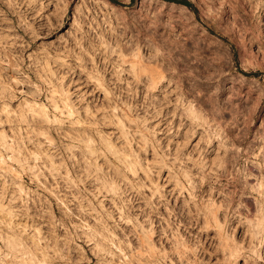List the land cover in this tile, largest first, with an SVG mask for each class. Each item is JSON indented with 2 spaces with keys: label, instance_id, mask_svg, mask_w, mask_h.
I'll return each mask as SVG.
<instances>
[{
  "label": "clouds",
  "instance_id": "9594fccd",
  "mask_svg": "<svg viewBox=\"0 0 264 264\" xmlns=\"http://www.w3.org/2000/svg\"><path fill=\"white\" fill-rule=\"evenodd\" d=\"M131 2L0 0V264H264V73L221 100L243 71L186 44L203 22ZM225 4L256 28L264 0H205V28Z\"/></svg>",
  "mask_w": 264,
  "mask_h": 264
},
{
  "label": "rangeland",
  "instance_id": "374dc122",
  "mask_svg": "<svg viewBox=\"0 0 264 264\" xmlns=\"http://www.w3.org/2000/svg\"><path fill=\"white\" fill-rule=\"evenodd\" d=\"M192 7H179L178 4L172 2L170 3L171 12H167V7H165L160 13L163 15L167 12L168 23H171V17L174 13H179V20L185 24L190 21H195L199 19L203 23H193L190 28L184 29L186 35V44H199L200 40L196 38V30H200V36L205 37L208 36L209 33H212L209 38V47L213 45L223 48L227 55L222 57L221 59L226 60L229 64L235 60V67L237 69H241L243 71V75L239 77L238 82H231L227 79L228 73L222 72L219 77L216 78L214 84V91L219 95L221 100L224 99H234L239 97L244 92L250 91L246 81L245 76L255 77L259 76L261 73H264V4H261L259 7L252 10L251 14L255 17L253 23L256 25L255 29H249L248 34L245 35L236 31V16L234 15V9L231 4H225L219 6V11L215 16L212 17L214 22L213 24H208L205 28L204 24L207 23V13L204 9L205 0H188ZM110 3L113 5L119 4L120 0H110ZM193 4L196 7H193ZM138 5V0H132L131 7H136ZM74 6V5H73ZM3 7V5H0ZM191 9V11L189 10ZM115 11H126L125 8H117ZM49 12L53 11V8H49ZM193 12H196V16H193ZM69 17L72 15V7L68 9ZM15 20V17H11ZM231 21V23H229ZM52 23L59 27V24L55 18H53ZM69 24H64L62 28H60V32L67 31ZM163 32V29H161ZM188 33H192V35H188ZM23 35V33H20ZM25 39H29L25 37ZM55 37L52 32H48L43 35L41 39L37 40L35 43L31 44L29 48V53L36 50L38 46H42L45 44L54 43ZM145 72H151L153 77L158 74V69L154 67H147L144 69ZM252 85H259V81L252 80ZM187 86V84H185ZM233 93L235 95H233ZM15 103L13 107H15ZM259 107V102L257 105L253 107L252 112L249 115V126H252L254 123L256 108ZM236 117H233L235 119ZM195 143V141H193ZM250 147H254L250 145ZM166 175V173H165ZM205 190H207L205 186ZM163 211V209H161ZM209 236H214V232H209ZM243 235L242 230H238L236 233V238L239 240ZM207 247V245H206ZM87 250V249H86ZM91 256V254L89 253ZM215 259V258H213ZM93 264H95V260L93 258ZM237 264H245L244 260L241 259L237 262Z\"/></svg>",
  "mask_w": 264,
  "mask_h": 264
},
{
  "label": "trees",
  "instance_id": "16d2710c",
  "mask_svg": "<svg viewBox=\"0 0 264 264\" xmlns=\"http://www.w3.org/2000/svg\"><path fill=\"white\" fill-rule=\"evenodd\" d=\"M176 3L188 4L189 7H192V4L188 0H178Z\"/></svg>",
  "mask_w": 264,
  "mask_h": 264
}]
</instances>
